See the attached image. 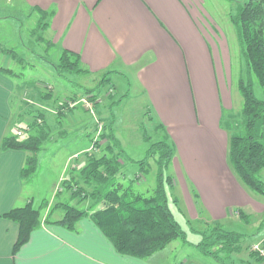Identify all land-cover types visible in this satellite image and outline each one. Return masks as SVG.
Masks as SVG:
<instances>
[{"label":"crops","instance_id":"1","mask_svg":"<svg viewBox=\"0 0 264 264\" xmlns=\"http://www.w3.org/2000/svg\"><path fill=\"white\" fill-rule=\"evenodd\" d=\"M21 1L34 11L52 14L50 45L60 53L78 54L88 75L135 73L161 123L160 131L176 148L171 165L175 189L177 177V184L181 182L182 159L215 222L226 223L231 206L249 216L261 212V204L246 191L218 186L216 175L202 166V154H210L208 149H216L231 134L222 120L234 110L230 42L240 46L234 16L230 20L235 29L230 31L221 16L214 15L215 0H209L212 14L206 0ZM17 89L14 79L0 72V264H166L163 251L146 260L119 254L91 217L81 218L75 230L54 223L63 218L58 211H52L50 222L36 229L14 254L19 225L3 215L33 201L22 177L29 153L2 150L4 138L16 135L12 120ZM207 160H218L215 151Z\"/></svg>","mask_w":264,"mask_h":264},{"label":"rangeland","instance_id":"2","mask_svg":"<svg viewBox=\"0 0 264 264\" xmlns=\"http://www.w3.org/2000/svg\"><path fill=\"white\" fill-rule=\"evenodd\" d=\"M206 1V7L212 14L211 1ZM215 1L217 6L214 7V15L221 16L220 22L224 24L225 29L231 31L235 26L230 17L236 16L240 8L250 0ZM41 21V13L27 7L21 0H0V48L14 50L17 56L13 58L12 53L7 55L0 50L2 54L0 67L11 69L17 74L13 78L18 86L13 97L15 114L12 122L16 125H12L13 131L16 135L19 130H23V136L26 133L33 134L34 131H29L25 126L35 119L38 120L39 114L44 117L42 121H38L39 125L45 123L49 130L48 141L44 143L37 156L36 173L26 180V192L33 200L34 207L40 208L45 204L42 210L44 218L52 211L63 213L60 208L62 204H70L81 210L90 208L93 200L87 199L80 203V199L71 198V193L76 189V182L87 191H92V188L81 180L80 174L90 157L99 158L106 154L107 142L103 139V134L108 131L110 125L129 158L135 161L143 160L150 144L159 141L165 134L158 129L157 124L161 123L135 73L110 74L105 83L102 81L104 75L100 77L84 73L70 74L67 79L60 77L55 66L61 53L50 45L47 29L44 30ZM230 43L235 68L232 89L230 86L234 110L224 114L223 128L226 124L231 127V123L239 120L243 110L244 100L236 75L238 64L242 66L241 78L246 82L250 79L256 97L264 99L263 87L254 74H248L244 58L242 54L239 55L240 46L238 43L233 44L232 41ZM87 90L95 91L96 101L88 98ZM49 92H52V96L46 97ZM82 98L89 101L92 109H86L82 103L76 107L71 106L72 103L80 102ZM118 101L120 103H116ZM63 104L72 110L69 112L63 109L64 112L61 113ZM145 135L151 138V143L144 140ZM229 139L228 135L224 142L218 143L216 149L212 147L208 149L211 155L202 154L204 159L202 166L206 167V171L216 175L218 186L234 185L246 191L254 201L261 204V212L253 211L250 216L240 207L231 206L229 220L226 223L219 222L230 231L250 236L242 241V251L234 254L226 264H257L251 254L254 246L264 241V196L246 188L235 174L228 158ZM213 150L218 160H207L213 158ZM123 164L122 180L125 185L137 179L136 191L146 196L152 195L156 188V161L154 159L150 161L149 171L144 175L139 174L138 165L129 160H123ZM184 165L181 159V182L177 184V177V187L173 191V198H177L178 206L172 204V209L183 230L187 232L188 240L197 243L202 237L195 231L204 232L215 226L216 222L202 201L195 197L194 192H197L193 186L195 183ZM173 172L170 168L169 175ZM262 177L264 179V171ZM68 184H71V188H68ZM241 213L249 216V219L241 218ZM260 227L263 230L259 233ZM161 256L167 261L166 264H223L181 240L171 243Z\"/></svg>","mask_w":264,"mask_h":264},{"label":"trees","instance_id":"3","mask_svg":"<svg viewBox=\"0 0 264 264\" xmlns=\"http://www.w3.org/2000/svg\"><path fill=\"white\" fill-rule=\"evenodd\" d=\"M41 24L44 30L48 29L46 21L52 16L51 13L41 12ZM237 29L238 39L242 50L246 70L249 75L254 74L259 84L264 89V1L250 0L246 2L233 17ZM7 55L14 50L2 49ZM60 77L68 78L70 74H87L78 54L64 50L59 62L55 66ZM0 72L14 78L17 74L8 68L0 67ZM114 72H107L103 76V82L108 81V76ZM239 88L243 96V110L240 119L231 123V127L225 125L231 133L229 139L228 158L229 163L241 183L249 190L264 196V99L256 97L252 81L239 79ZM89 99L96 101L94 90H87ZM49 92L46 97H51ZM121 101V100H120ZM120 101L116 103H120ZM63 109L71 110L63 104ZM230 117V116H229ZM232 117V116H231ZM234 119V117H232ZM42 114L27 127L33 134L26 133L19 137L12 135L4 138L3 151H22L29 153L26 164L22 170L23 179H29L37 170L38 154L43 145L48 141L49 130L43 120ZM42 126V127H41ZM29 127V128H28ZM162 126H158L160 130ZM229 128V129H228ZM107 142L106 154L101 157H90L88 164L82 169L80 178L84 184L92 188L87 191L76 182V189L72 191L71 198L80 199V203L91 199L92 205L88 210H81L70 204H62V220L54 223L62 224L70 230H75L77 222L83 217H91L97 227L111 241L116 251L124 256L139 259H149L155 253L164 251L171 243L181 240L184 244L193 245L202 254L215 259L217 262L226 264L234 254L242 251V241L250 237L237 231H230L223 224L216 222L215 226L209 227L204 232L195 231L202 237L197 243L188 240V234L176 219L172 204L178 206L177 198H173L175 180L169 175L176 148L170 137L165 134L162 139L151 143V138L145 135L144 140L151 143L146 157L141 161L129 158L116 138L112 125L103 134ZM129 160L138 165L139 174L149 171L150 161L154 159L157 164L156 188L152 195L146 196L136 191L135 182L131 180L125 185L122 171L123 160ZM73 182V180H72ZM75 182V181H74ZM71 188V184H68ZM195 197L199 200L197 192ZM35 208L33 201L22 207H17L3 215L5 219L19 225V237L14 247V254L27 244L32 233L40 228L43 223L50 222L51 212L46 219L42 218V210ZM241 218L249 219V216L241 213ZM52 222V221H51ZM263 225V224H262ZM263 228V226H261ZM260 227L259 233L263 230ZM251 256L257 264H263L264 259L256 252Z\"/></svg>","mask_w":264,"mask_h":264},{"label":"built area","instance_id":"4","mask_svg":"<svg viewBox=\"0 0 264 264\" xmlns=\"http://www.w3.org/2000/svg\"><path fill=\"white\" fill-rule=\"evenodd\" d=\"M79 103H82L85 106L86 109H92L91 104L85 98H82L80 100V102L78 101V103L77 102L72 103L71 106L72 107H76ZM23 134H24L23 130H19L18 133H17V135L19 137H22ZM253 252H256L260 257H262L264 259V241L262 243H260V244L255 245L254 248H253ZM182 264H186V263H182Z\"/></svg>","mask_w":264,"mask_h":264}]
</instances>
